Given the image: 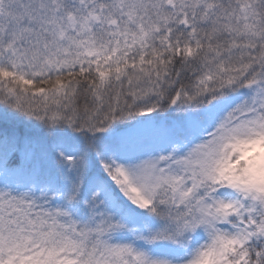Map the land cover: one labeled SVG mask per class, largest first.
Here are the masks:
<instances>
[{
    "label": "snow or ice",
    "instance_id": "snow-or-ice-1",
    "mask_svg": "<svg viewBox=\"0 0 264 264\" xmlns=\"http://www.w3.org/2000/svg\"><path fill=\"white\" fill-rule=\"evenodd\" d=\"M0 264H264V0H0Z\"/></svg>",
    "mask_w": 264,
    "mask_h": 264
}]
</instances>
